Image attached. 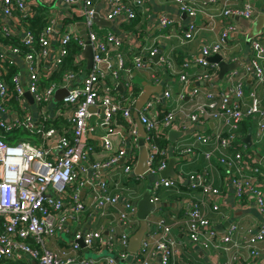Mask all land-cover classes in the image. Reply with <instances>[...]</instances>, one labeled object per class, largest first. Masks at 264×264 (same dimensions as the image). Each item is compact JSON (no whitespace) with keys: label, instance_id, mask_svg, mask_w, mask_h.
Instances as JSON below:
<instances>
[{"label":"built area","instance_id":"2783aa9c","mask_svg":"<svg viewBox=\"0 0 264 264\" xmlns=\"http://www.w3.org/2000/svg\"><path fill=\"white\" fill-rule=\"evenodd\" d=\"M64 4L76 8V14L82 18L88 40L93 49V66L83 75L80 85L72 83L76 74L66 71L61 83H52L43 90L39 89L41 71L50 72L56 68L61 57L66 53V44L75 38L84 47V40L76 31L75 26H66L59 38V49L49 66L44 65L53 41L57 42L60 29L53 9L48 16V25L39 35L37 53H27L23 57L26 62L27 83L24 85L21 78L14 74L10 85L4 77L5 68L0 66V128L10 130L21 127L31 133H40V142L19 141L7 144L0 136V264L8 260H23L27 256L36 264H118L107 254L96 257L78 259L77 252L81 250L75 242L82 239L86 248L95 249L104 246L108 251H117L119 259H129L128 264H149L155 257H159L158 264H193L190 249L200 247L215 254L227 253L234 250L233 260L243 264H264L259 243L264 241V224L257 228H249L245 235L236 241L235 233L238 225L232 223L227 230L219 234L215 228L217 220L209 216V212L224 217L220 204L216 201L220 189L208 179V171L212 166L220 165L228 170V182L232 186L233 195L237 203H241L246 196L251 197L258 212L264 216V153L258 156L249 149L242 140L241 123L246 117L254 120V142L260 144L264 133V106L255 90L248 93L249 104H245V76L233 69L224 76L228 84V91L208 89L199 86L190 87L194 81H207L217 76V66H213L205 58L213 54H220L222 59H229V48L224 42L230 32L240 31L238 24L226 25L217 41L201 48L200 57L187 59L179 74L183 84V91L179 94L175 105L161 113L162 104L171 97L170 91H163L162 95L150 97L139 111V120L145 130V145L147 148V176L152 178L150 184V201L159 202L160 190L171 192L180 196L178 200L183 207L182 218L176 214L159 216L145 233L137 253L131 254L127 250L129 234L122 231L118 236L104 235L102 230H77L73 232L70 246L61 250H54L49 242L58 233H70L68 220L76 218L84 209L79 197L80 186L84 180L78 179L79 172H87L89 166L93 170L107 167L116 162L117 158L124 159L123 169L130 175L133 163L136 160L135 151L138 149V131L134 126L132 108L134 98L123 101L116 100L112 95L111 87L105 82V72L97 67L100 62H108L112 54L117 56L116 68L110 72L114 78L119 76L124 68L120 47L124 38L114 32L108 31L100 34L95 26L93 16L96 12L93 0H61ZM180 12L194 16L197 11L194 0H172ZM217 0H207L208 3ZM147 0H110L109 6L103 12L106 20L122 15L125 20H133L139 10H144ZM26 0H0V31L11 35L7 18H13L15 12H26ZM223 17H242L249 21L256 17L257 9L246 1L242 6L222 7ZM17 17V16H16ZM18 18V17H17ZM6 20V21H5ZM19 23V19H18ZM158 29L163 30L174 22L166 15L158 17ZM20 24V23H19ZM184 37L180 42L190 41L195 34L194 24L190 23L182 30ZM264 27L261 33L250 41V68L256 79V84L264 88ZM22 41L30 45L32 36L28 31L23 32ZM8 52L19 53L17 47H4L0 51V63L12 64ZM149 56L157 54V49L148 50ZM82 57V55H80ZM83 59V58H82ZM159 61L166 62L163 57ZM196 62V63H193ZM46 63V62H45ZM136 67H143L142 56L134 58ZM47 64V63H46ZM193 65L204 66V72L189 73ZM170 67V62L168 63ZM213 66V67H210ZM111 65L108 64L107 69ZM129 93L131 81L128 78ZM68 90L63 98L62 105L68 106L71 123L68 128L48 127L44 123L35 126L32 116L25 111L24 115L18 113L8 104L14 96L24 109L28 91L38 107L47 114V106L58 88ZM188 90L189 101L180 103L183 93ZM124 100V101H125ZM89 107H100L103 124L115 123L114 117L121 112L127 127L128 142L117 150V155L108 161L93 162L88 165V150L84 146L86 132L89 129L88 118L92 112ZM39 113V112H38ZM58 106L54 114L65 116ZM49 118V117H48ZM114 121V122H113ZM209 121H218L220 128L216 132L195 131L189 141L176 145H160L159 141L167 139V129L177 122L183 129L196 128ZM112 129L101 137L102 146L106 151L113 150L111 135ZM240 143H236V142ZM201 146L202 157L205 161L202 170L185 172L180 166L178 174L186 177L182 185L171 177L161 176V172L168 165L171 153L180 156L190 154L196 156ZM251 150V151H250ZM139 175L137 177H143ZM93 200L97 208L116 207L121 204L124 208L118 210V225L120 228L131 229L136 217V206L127 201L121 203L118 194H110L103 184L94 190ZM181 218V219H180ZM149 223V222H148ZM176 227L181 236L173 233ZM246 252V257H243ZM223 264V263H222Z\"/></svg>","mask_w":264,"mask_h":264},{"label":"crops","instance_id":"0c3cea01","mask_svg":"<svg viewBox=\"0 0 264 264\" xmlns=\"http://www.w3.org/2000/svg\"><path fill=\"white\" fill-rule=\"evenodd\" d=\"M110 0H93V6L96 12L100 17H103V12L108 9ZM246 1L251 2V4L257 9V15L255 18L250 20L251 22L255 21L257 16L264 14V0H217L213 3H208L207 0H194L195 6L197 7L196 14L190 16L182 15V12L179 11L176 4L172 0H147L144 10H139L136 17L127 21L122 15L117 16L114 19H111V26H100L97 25L95 28L100 34H105L108 31L114 32L118 36L124 38L126 42L121 48L122 59L124 62H133V67L128 70L130 74H126V70H120L119 76L114 78L110 73L113 68H116L117 65V56L112 54L109 58V61H113V64H110L111 67L104 71L105 72V82L111 87L112 95L116 100H121L125 95H129L128 87V78L131 81V90L133 88L138 89L139 94L143 91L150 93L149 97L154 95H162L163 91H170L171 97L165 100L162 106L165 110L171 109L176 100L179 97V94L183 91V84L179 80V74L182 69L177 68V61L175 59L181 54L185 60L192 59L194 57H200L201 48L203 46L210 45L214 41H217L221 31L228 24H238L241 28L239 31L230 32L228 37L225 39L226 46L229 48V59H223L226 62L233 60H239L240 65L235 68L241 71L245 76V104H249L248 93L251 90H255L261 100V106H264V88L256 84V79L252 74V69L250 68V59L252 57L250 46L248 47L245 44V38L250 32L251 28L246 27L242 24L237 17H223L222 7L226 3L229 6H242ZM37 2H41L44 5H47L50 11L53 9V12L56 13L58 25L57 28L61 30L63 28V20L74 17L77 18V21L70 23L69 25H74L76 31H78V23L82 22V18L76 14V8L64 4L61 0H26V11L32 10ZM166 15L173 20V24L169 27L159 30L158 29V17L160 15ZM245 19V18H244ZM106 20V19H105ZM248 20V19H246ZM0 21H3V18L0 15ZM6 21V20H5ZM7 24L12 31H17L20 24L18 23V18L14 16L13 18H7ZM190 23L194 24L195 34L192 40L184 41L183 44L180 42V37H184L182 30L185 29ZM68 25V26H69ZM264 44V39H263ZM156 48L157 54L154 56H149L148 50ZM56 42L53 41L49 47V53L46 58V63L48 65L52 63L54 57L57 53ZM139 52L138 55L142 56L143 62L146 64L143 67H136L133 55ZM8 57L12 60L13 69L17 74L24 85L27 83V72H26V62L23 55L17 53L8 52ZM158 55L166 59V62L156 61L155 56ZM170 62L171 66H168ZM209 62V61H208ZM196 63V62H193ZM213 66H219L217 63H211ZM210 66V67H213ZM4 67V64H3ZM125 68H128L125 66ZM207 68L200 65H193L188 70L189 73L204 72ZM5 79L9 80V77L6 75L7 71H4ZM13 74V75H14ZM218 75V72H217ZM82 77L78 78L77 84L80 85L82 82ZM199 86L203 90L214 89V90H223L224 92L228 91V84L223 78L222 81L217 79V76L207 81H194L190 84V87ZM145 89V90H144ZM67 95V94H66ZM64 95V97L66 96ZM54 97V96H53ZM53 97L47 106V114L43 117L38 107L34 104L29 103L26 98V103L24 110L32 116L33 123L35 126L40 125L41 123H46L49 118H56L58 115L54 114L57 106L63 111L67 112L65 116H58L60 118L68 119L70 117V111L68 106L62 105L63 98L61 101L53 102ZM136 98H134L135 101ZM125 104L128 103L125 100ZM133 101V104H134ZM189 101L188 90L183 93V97L180 99V103L186 104ZM61 104V105H59ZM133 110V108H132ZM39 112V113H38ZM92 114L88 118L89 129L86 132L84 139V146L88 150V160L85 162L90 165L93 162H103L108 161L111 157L117 155V150L122 146H126L128 142L127 136V125L124 126V120L121 112L117 113L114 117L115 123L110 125L103 124L101 118V108L94 107L91 110ZM3 114L0 113V117ZM132 116V115H131ZM49 117V118H48ZM133 118V116H132ZM113 121V122H114ZM134 126L137 129L136 122L133 118ZM108 128L112 129L114 134H112L111 140L113 143V150L106 151L101 143V137L108 132ZM220 128V123L218 121H209L207 124L199 125L196 128L183 129L177 122L172 124L169 129H167V139L165 144L167 145H176L177 143H185L193 136L195 131L198 132H216ZM170 129H174L176 133V141L171 142L168 140V132ZM138 131V129H137ZM184 131V134L181 132ZM254 132L255 125H253L251 139L252 145L249 146L250 149L255 153L256 156L264 153V133L263 139L260 144L254 142ZM246 134H244L243 138ZM204 148L198 147V154L196 156L190 154H183L182 156L171 153L169 159L173 157L175 159V170H178L180 166L184 168L185 172H193L202 170L205 164V161L202 157V150ZM138 149L135 151L137 159ZM169 161V160H168ZM136 160L133 163L132 172L130 175L124 173L123 164L124 159L122 157L117 158L116 162L110 163L107 167H101L97 170H93L89 166L87 167V172H79L78 179L84 180V184L80 186L79 197L84 204V209L78 214L76 218H71L68 220L70 225V233H58L54 238L49 242V246L54 250H61L70 246V242L73 239V232L77 230H102L104 235H114L118 236L122 231L130 234L137 227L136 221L134 220L133 227L120 228L118 225V210L123 209L124 207L119 203L116 207H106L103 209L97 208L93 200L94 190L99 189L103 184L107 187V192L110 194H118L121 197V203L128 202L135 205V202L141 197L143 192L148 186H150L152 178L150 176L144 175L143 177H134L133 169L135 166ZM205 168V167H204ZM177 172V171H176ZM178 173V172H177ZM208 179H210L214 186L220 189V194L217 197L216 201L220 204V208L224 213L223 218H219L217 214L209 212L211 218L218 219L216 226L218 228L219 234L224 233L227 228L235 223L238 225V230L235 233V240L238 241L242 238V235H245V232L249 228H257L260 224H264V216L261 215L251 197H244L241 203L235 201L233 195L232 186L228 182V170L225 167L220 165L212 166L208 171ZM182 181L178 182L179 184H184L186 182V177L181 176ZM159 202L161 203H173L174 206H169L170 209L158 211L157 215L150 214L147 217L149 226L152 227L153 222L161 215L176 214L182 218L183 207L181 202L176 199V196L172 195L171 192L166 190H160L159 192ZM180 218V219H181ZM138 226V225H137ZM215 226V227H216ZM173 233L176 236H181L179 230L174 227ZM258 246L261 248V254L264 261V241L259 243ZM190 257L193 264H243L242 262L233 260L234 250H230L227 253L220 252L215 254V252L210 250H204L200 247L189 248ZM90 250L93 255L86 256V251ZM86 251L81 249L77 252L78 259L96 257V259L101 258V256L112 254L117 256V251H108L104 246H96L95 249L87 248ZM116 252V253H115ZM243 257H246V252H243ZM118 258V257H117ZM158 258L155 257L149 264H158ZM24 260L30 261L33 264H36L35 261L29 260L27 256H24ZM129 259H119L118 264H128Z\"/></svg>","mask_w":264,"mask_h":264},{"label":"trees","instance_id":"16d2710c","mask_svg":"<svg viewBox=\"0 0 264 264\" xmlns=\"http://www.w3.org/2000/svg\"><path fill=\"white\" fill-rule=\"evenodd\" d=\"M50 9L47 5L42 4L41 2H37L36 5L32 8L30 11L26 12H15L14 15L18 17L20 26L17 31H12L11 35H5L0 31V51L4 47H17L19 49V55H24L27 53H37L38 51V44H39V35L43 31V29L48 25V16L50 14ZM77 21V18H67L63 20V28L59 31V35L57 36V48L59 49V38L62 35L64 29L66 26H68L70 23H74ZM28 31L32 36V43L30 45L25 44L22 41L23 32ZM100 33L99 31H97ZM126 40L124 39L122 42L121 48L124 46V43ZM66 53L61 57V60L56 68H51L50 72L48 71H41L40 73V82H39V89L43 90L44 88L48 87L52 83H61L63 79V75L66 71H71L76 74L75 79H73L72 83L77 84L78 78L88 73L89 69H86L85 60L80 57L82 46L78 43V41L75 38H72L65 46ZM139 52L133 55L138 56ZM133 58V60H134ZM177 61L176 65L178 69L183 68V63L185 62V58L179 54V56L175 59ZM4 64V68L7 71L6 75L9 77V80H6L10 85H12L11 79L13 74L15 73V69H13V66L11 64L7 63H0V66ZM125 66L128 67L126 69H131L133 67V62H125ZM124 66V68H125ZM129 69V70H130ZM5 76V74H4ZM139 94L138 89L133 88L131 93L129 95H125L121 101H123L121 104L124 105L126 101H124L126 98H136ZM11 108H13L19 116L24 115L25 110L21 108V105L19 104V101L16 99V97L12 96L8 104ZM61 105V104H59ZM161 113L164 114L166 112L165 108H161ZM44 129L48 127H57V128H68L70 127L71 123L64 118L56 117L54 119L49 118L48 121L44 122ZM126 125L124 121V126ZM254 120L251 117H246L242 123H241V133L244 136V134L247 133L248 129H253ZM0 136L1 138L7 143V144H14L19 141H31V142H40V133H31L29 130L21 127H16L14 129H10L8 131L3 130L0 128ZM166 142V139H162L159 141V144L162 146ZM236 143H240L239 141ZM249 148V147H248ZM250 149V148H249ZM251 151V150H250ZM137 177V176H134ZM174 195V194H172ZM175 196V195H174ZM176 199L179 200L180 196H176ZM170 207H163L160 210H168ZM138 222L136 221L137 227ZM116 253V252H115ZM4 264H33L30 261L27 260H8L4 262Z\"/></svg>","mask_w":264,"mask_h":264},{"label":"water","instance_id":"95a60500","mask_svg":"<svg viewBox=\"0 0 264 264\" xmlns=\"http://www.w3.org/2000/svg\"><path fill=\"white\" fill-rule=\"evenodd\" d=\"M182 15L186 16L185 13H182ZM237 19L242 24H244L246 27L251 28L250 32L247 34L245 38V44L249 47L250 41L253 38L257 37L261 33L262 28L264 27V14L258 15L256 20L253 22L246 20L242 17H237ZM93 20H94V23L97 25L108 26V27L111 26V21L105 20L104 18L100 17L98 13L94 14ZM77 25H78L77 27L79 30V34L84 40V47L81 51V55H82V58L85 60L86 69L88 70L93 66V49L88 40L83 22H79ZM205 59L211 63L218 64L219 70H218L217 79L220 81L223 80L227 72L237 68L240 65L239 60H233L230 62L224 61L222 57L220 56V54H213V55L207 56ZM153 60L158 61V55H156L155 59ZM108 64H113V61L111 60L109 61V63L100 62L97 64V67L101 69L102 71H105ZM67 93H68L67 88L65 87L58 88L54 93L53 102L56 103L57 101H61L64 95H66ZM149 96H150V93L147 92V89L146 91H143L140 94H138V96L136 97L134 101L133 110H132V116L136 122L137 129H138V136H139L137 159H136V163L133 169L134 175H137V176L139 175L147 176L146 174L147 148H146L145 141H144L145 130H144L142 123L139 120V111L141 110L143 105L146 103V101L150 98ZM25 97L27 98L29 103L33 105V98L28 91L25 92ZM92 109H94V107L88 108L89 111H91ZM181 133L184 134V131H182ZM177 134L178 133H176L174 129H170L168 132V140L171 142H175L177 139L176 138ZM251 134H252V130L248 129L245 137L242 140L247 146L252 145ZM161 176L174 178L178 182L182 181V177L175 170V159L173 157L169 159L167 167L165 168V170L161 172ZM135 206H136V219L138 220V226L133 232L129 234L128 244H127V250L131 254H135L138 252L143 236L150 229L147 217L150 214L157 215L158 211L161 208L174 206V204L173 203L151 202L150 201V186H148L146 190L143 192V194L141 195V197L135 202ZM215 228L218 230L219 227L216 226ZM75 242L80 246L81 249H83L84 251L87 250L81 238L76 239ZM111 256L116 261H119V258H117V256L115 255H111Z\"/></svg>","mask_w":264,"mask_h":264},{"label":"rangeland","instance_id":"374dc122","mask_svg":"<svg viewBox=\"0 0 264 264\" xmlns=\"http://www.w3.org/2000/svg\"><path fill=\"white\" fill-rule=\"evenodd\" d=\"M95 26H96V24H95ZM95 26H93V29H94V30H95ZM89 255L91 256V255H93V254H92V252H91L90 250H87V251H86V256H89Z\"/></svg>","mask_w":264,"mask_h":264}]
</instances>
